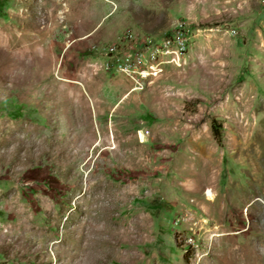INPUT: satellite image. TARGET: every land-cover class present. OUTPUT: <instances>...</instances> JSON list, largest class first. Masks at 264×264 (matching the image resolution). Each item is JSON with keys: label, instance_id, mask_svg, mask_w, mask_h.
Returning <instances> with one entry per match:
<instances>
[{"label": "rangeland", "instance_id": "rangeland-1", "mask_svg": "<svg viewBox=\"0 0 264 264\" xmlns=\"http://www.w3.org/2000/svg\"><path fill=\"white\" fill-rule=\"evenodd\" d=\"M0 264H264V0H0Z\"/></svg>", "mask_w": 264, "mask_h": 264}, {"label": "built area", "instance_id": "built-area-1", "mask_svg": "<svg viewBox=\"0 0 264 264\" xmlns=\"http://www.w3.org/2000/svg\"><path fill=\"white\" fill-rule=\"evenodd\" d=\"M122 42L127 44H137L133 50V55L125 58L123 61L114 57L116 53V44L107 48L108 62L105 69L115 67L117 72L133 80L136 84L146 82L149 78L154 79L160 73L158 58L161 56L183 54L186 48L184 26L177 23L167 38L157 39L152 43L147 39H137L136 42L131 40L127 35L122 37ZM119 41V40H118ZM118 43V42H117Z\"/></svg>", "mask_w": 264, "mask_h": 264}, {"label": "crops", "instance_id": "crops-1", "mask_svg": "<svg viewBox=\"0 0 264 264\" xmlns=\"http://www.w3.org/2000/svg\"><path fill=\"white\" fill-rule=\"evenodd\" d=\"M86 35V34H85ZM83 35V36H85ZM51 44V43H50ZM52 45V44H51ZM61 70H58L57 71V74L59 75V77L61 78ZM81 76V75H80ZM83 81H87V78L86 77H83V78H78L74 81V84H73V88L75 87L76 90L78 91V93L80 94L81 91L83 90L82 89V82ZM105 81L104 79V76L103 74H98V77L95 79V86H91L92 88V94H93V100L95 102V108L93 109L94 110V115L96 116L97 113V109H99V106L102 104V103H105V105H107V98L105 96V93H103V90H102V85H103V82ZM78 84L80 85L81 88H79ZM77 85V86H76ZM80 89V91L78 90ZM82 93L84 94L85 91L83 90ZM87 94V93H86ZM89 96V95H88ZM103 105V104H102ZM108 106V105H107Z\"/></svg>", "mask_w": 264, "mask_h": 264}, {"label": "trees", "instance_id": "trees-1", "mask_svg": "<svg viewBox=\"0 0 264 264\" xmlns=\"http://www.w3.org/2000/svg\"><path fill=\"white\" fill-rule=\"evenodd\" d=\"M210 129H211V136H212L214 142L217 145H219L220 144V135H219L220 126L217 125L214 120H212L211 125H210Z\"/></svg>", "mask_w": 264, "mask_h": 264}]
</instances>
